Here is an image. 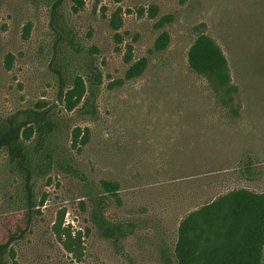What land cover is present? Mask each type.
<instances>
[{
  "label": "rangeland",
  "instance_id": "1",
  "mask_svg": "<svg viewBox=\"0 0 264 264\" xmlns=\"http://www.w3.org/2000/svg\"><path fill=\"white\" fill-rule=\"evenodd\" d=\"M56 1L0 0V117L49 110V146L69 155L95 191L116 183L105 216L135 231L120 247L102 238L85 184L59 168L34 176L28 218L23 179L0 150V242L16 236L15 264H162L188 214L233 190L264 193V0H82L77 11L62 0L57 49ZM162 33L169 41L157 51ZM200 35L224 54L234 92L189 67ZM140 59L142 73L126 79ZM89 61L102 76L95 112H67L58 74L69 88ZM26 145L38 152L35 138Z\"/></svg>",
  "mask_w": 264,
  "mask_h": 264
},
{
  "label": "trees",
  "instance_id": "2",
  "mask_svg": "<svg viewBox=\"0 0 264 264\" xmlns=\"http://www.w3.org/2000/svg\"><path fill=\"white\" fill-rule=\"evenodd\" d=\"M61 1L57 0L51 7V24L57 39L56 49L59 48L65 34L59 21ZM72 1L74 11L82 7V0ZM114 1L118 3L121 0ZM110 25L114 30L121 26L119 11L112 14ZM161 25L162 21H159L158 26ZM168 41L167 33H162L155 41L154 49L163 50ZM127 54H130V49ZM125 60L130 62V56H126ZM187 62L195 73L212 79L219 87L224 88L227 94L234 92L235 88L230 84L226 58L210 37L200 35L195 39L189 47ZM145 66V59L132 63L126 71L125 78L138 77ZM83 72L82 77H74L69 88L65 86L62 75L58 74L60 85L58 99L67 112L79 107L82 113L93 115L102 76L93 61L86 64ZM54 127L49 110L28 108L8 117H0V150L6 153L9 164L23 179L28 218L31 214L29 210L34 207L32 187L34 176H43L53 168H59L85 184L88 190L86 194L93 201L89 215L92 225L102 238L120 247L121 243L135 231V225L132 222L110 221L105 216L107 203L104 196L115 195L118 185L102 181L100 188L95 191L87 177L73 165V159L69 155H60V151L57 152L49 146L50 134ZM77 132L78 130H75L74 138ZM32 138H35L33 150H37V153L30 151L26 145ZM15 240L16 236H10L6 242H0V264H15L12 247ZM263 251L264 193L237 189L188 214L178 226L172 256L170 251L163 248L160 257L162 264H261Z\"/></svg>",
  "mask_w": 264,
  "mask_h": 264
}]
</instances>
